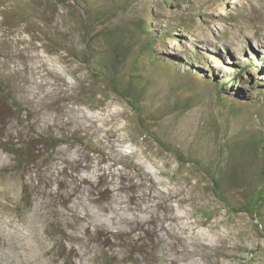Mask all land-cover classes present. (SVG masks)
<instances>
[{
  "label": "rangeland",
  "instance_id": "obj_1",
  "mask_svg": "<svg viewBox=\"0 0 264 264\" xmlns=\"http://www.w3.org/2000/svg\"><path fill=\"white\" fill-rule=\"evenodd\" d=\"M263 8L0 0V79L21 104L0 87V264H264V202L260 217L239 208L264 188L245 144L264 137Z\"/></svg>",
  "mask_w": 264,
  "mask_h": 264
},
{
  "label": "trees",
  "instance_id": "obj_2",
  "mask_svg": "<svg viewBox=\"0 0 264 264\" xmlns=\"http://www.w3.org/2000/svg\"><path fill=\"white\" fill-rule=\"evenodd\" d=\"M105 14L106 13L103 10L98 9L96 10V12H93V17L99 20V19H102L105 16ZM154 41H155L154 37L149 36L146 42V47L143 50H145V52L151 53L153 51L152 44L154 43ZM112 45H113L112 47L113 50L116 52V56H118L119 51L117 47L114 45V43H112ZM110 63L104 60H95L94 65L95 66L98 65L96 67L99 68L98 70L99 74H101L102 76L106 75L105 77L109 80L113 89L119 92L121 95L125 96L130 101V103H132L137 108L139 113L143 114V109L140 106L137 96L132 94L131 92H126L127 90L123 84V80L120 79L118 74H115V72H112V70L110 69L112 67L110 66ZM234 78L235 77H230V79H234ZM0 87L3 88V90L7 93V95L10 98L11 104L13 106L17 108L21 107V104L15 99V97L11 94V92L7 90V88L5 87L4 81H2L1 79H0ZM41 140L44 141L45 143H51L54 146L65 141L64 139L59 138V137H49V138L41 137ZM263 143H264V137H260L257 139H249L248 142H245V144H248L246 146L250 147V154L257 153L259 155H262L264 159ZM169 149L174 151L179 158L181 159L183 158V155L180 149L178 148H169ZM10 151L15 155V159L19 162L23 160L25 156H27L26 146L13 147L10 149ZM195 161L199 165L202 164V160L200 159H196ZM215 184L219 189H221V184H219L217 180H215ZM262 201L264 202V188H262L261 190H258L256 194L251 195L250 200L246 204L241 205L239 208L241 211H246L256 217H260L261 216L260 208H261V204L263 203Z\"/></svg>",
  "mask_w": 264,
  "mask_h": 264
},
{
  "label": "bare ground",
  "instance_id": "obj_3",
  "mask_svg": "<svg viewBox=\"0 0 264 264\" xmlns=\"http://www.w3.org/2000/svg\"><path fill=\"white\" fill-rule=\"evenodd\" d=\"M258 9H261V8H258ZM264 9V8H263ZM261 11V10H260ZM261 14V12H259V16L260 17H262V19H261V21H260V25H259V28L260 27H262V25H264V15L263 16H261L260 15ZM258 25V24H257ZM264 28V27H263ZM262 30H264V29H262ZM260 30H258V28H257V31L255 30V32H253V38H254V41H255V44H257V45H260L261 44V46H262V44L263 43H261L262 42V40L263 39H261L260 37H264V33H263V36H258V32H259ZM262 33V32H261ZM221 43H223L224 44V41H221ZM228 44L231 46V48L232 49H234V50H236V49H241L242 50V48H243V40L241 39V36L240 35H234L230 40H228ZM87 167V166H86ZM85 168V167H84ZM86 178V177H85ZM105 178V177H104ZM83 179V178H82ZM80 182V181H79ZM146 182V181H145ZM142 185V184H141ZM139 186V185H138ZM111 189V188H110ZM142 189V188H141ZM92 194V193H91ZM99 198V197H98ZM157 206H159V205H157ZM133 209V208H132ZM152 212V211H151ZM137 213V212H136ZM152 219H153V217H152ZM151 219V220H152ZM174 219V218H173ZM12 220V219H11ZM163 224H164V222H163ZM10 225V224H9ZM137 225V224H136ZM162 226V225H161ZM1 228V227H0ZM165 228V227H164ZM156 231H157V229H156ZM131 232V231H130ZM152 233V232H151ZM5 236V235H4ZM3 236V237H4ZM183 238V237H182ZM3 239V238H2ZM7 240V239H6ZM8 241V240H7ZM152 241V240H151ZM107 242V241H106ZM129 242V241H128ZM110 243V242H109ZM118 243V242H117ZM0 245H6V242L5 241H0ZM7 246V245H6ZM186 249V248H185ZM23 250L25 251V248L23 247ZM164 251V250H163ZM15 253V252H14ZM18 254V253H17ZM26 254V253H25ZM8 255V254H7ZM21 257V262H20V264H27V261H26V259L25 258H23V254H21L20 255ZM126 257V256H125ZM170 257V256H169ZM1 262V261H0ZM4 262V261H3Z\"/></svg>",
  "mask_w": 264,
  "mask_h": 264
}]
</instances>
